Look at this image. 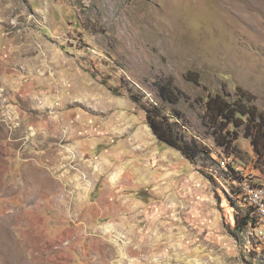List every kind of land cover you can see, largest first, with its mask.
I'll use <instances>...</instances> for the list:
<instances>
[{"label":"rangeland","instance_id":"1","mask_svg":"<svg viewBox=\"0 0 264 264\" xmlns=\"http://www.w3.org/2000/svg\"><path fill=\"white\" fill-rule=\"evenodd\" d=\"M239 90L264 113V0H0V264H264L236 224L264 163L202 120ZM153 106L210 158L160 142Z\"/></svg>","mask_w":264,"mask_h":264},{"label":"trees","instance_id":"2","mask_svg":"<svg viewBox=\"0 0 264 264\" xmlns=\"http://www.w3.org/2000/svg\"><path fill=\"white\" fill-rule=\"evenodd\" d=\"M160 89L162 96L172 102L171 95L173 93L171 89L168 88L166 92L163 91L164 87ZM137 99L140 100L139 97ZM147 120L160 142L178 150L191 163L194 164L199 156H207L206 159L210 158L208 156L209 151L204 148L202 142L195 137L187 138L182 134L180 126L166 115L162 108L158 106L149 108ZM202 120L206 128L212 131L216 146L222 149L227 156L241 154L235 145V141L239 138L238 131L244 130L245 137L251 140L258 161L264 163V113L254 105L252 97L248 93L239 90L235 100L228 99V95L209 96L206 103V113ZM230 126L234 127V131L229 129ZM227 168L228 171L224 173L226 175L231 174L227 178H230L238 188V184L243 181L242 178L237 175L230 164ZM239 190L240 188H238ZM240 193L241 191H239ZM248 209L245 216L240 214L237 216V228L241 231L254 228L258 222L255 210L252 207Z\"/></svg>","mask_w":264,"mask_h":264},{"label":"bare ground","instance_id":"3","mask_svg":"<svg viewBox=\"0 0 264 264\" xmlns=\"http://www.w3.org/2000/svg\"><path fill=\"white\" fill-rule=\"evenodd\" d=\"M240 188L242 191L241 193L244 194L245 201L250 207H252L255 210V212L257 213L259 217L258 222H257L256 232L260 234L262 238H264V236L261 234V231H260V230H264L263 213L260 211L258 204H254V203H257V193L256 192L264 191V186L254 185L251 182H248V183L244 182L241 184Z\"/></svg>","mask_w":264,"mask_h":264},{"label":"crops","instance_id":"4","mask_svg":"<svg viewBox=\"0 0 264 264\" xmlns=\"http://www.w3.org/2000/svg\"><path fill=\"white\" fill-rule=\"evenodd\" d=\"M6 156L8 157V162L9 164H13L12 163V158H13V151H12V148H8V150L6 151ZM13 180V166L11 167L10 171L8 172V174H6L5 176H0V188H4V187H7L8 186V189L10 188V185L12 184V181ZM1 191V190H0ZM6 191V190H5ZM34 191H45V188L44 187H39L38 188H34ZM42 193V192H40ZM46 204L50 205L49 202H46ZM37 206V205H35ZM33 206V207H35ZM38 206H41V205H38ZM46 206V205H45ZM12 207V205L10 204H7V201H4L3 199L0 200V208L2 209V211L0 212V216L3 215V212L4 211H9V208ZM42 210H40L42 213L46 214L45 211H43V209H46V208H40ZM39 210V209H38ZM47 210V209H46ZM30 215V214H29ZM33 217V216H32ZM33 218L30 219V221L32 220Z\"/></svg>","mask_w":264,"mask_h":264},{"label":"built area","instance_id":"5","mask_svg":"<svg viewBox=\"0 0 264 264\" xmlns=\"http://www.w3.org/2000/svg\"><path fill=\"white\" fill-rule=\"evenodd\" d=\"M256 193H257V203H254V204H258L259 209L263 213V218H264V191L256 192ZM260 231H261V234L264 236V230H260Z\"/></svg>","mask_w":264,"mask_h":264}]
</instances>
